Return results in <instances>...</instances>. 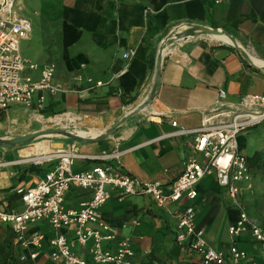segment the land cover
<instances>
[{"label":"crops","instance_id":"obj_1","mask_svg":"<svg viewBox=\"0 0 264 264\" xmlns=\"http://www.w3.org/2000/svg\"><path fill=\"white\" fill-rule=\"evenodd\" d=\"M18 1L20 14L28 18L32 26L29 39L20 42V51L37 65V70L31 71L33 77H37L39 69L46 64H53V83L60 86V90L55 94L44 90L36 92L34 104L29 108L12 106L1 110L0 116L4 119L0 120V130L8 131L9 126L13 132L22 129L23 119L27 118L22 117L20 127L16 128L19 109L33 113L65 110L104 121L112 119V124L116 125L127 106L147 95L154 83L160 44L181 28L201 26L222 30L264 61V0L220 3L213 0ZM53 23L58 40L54 50L45 51L41 43L36 44L37 39L46 35ZM170 47L173 52L161 56L160 76L149 98L150 105L139 113L133 133L121 137L132 126L133 119H130L121 131L107 139L88 137L89 141H77L71 147L92 155L119 151L120 164L129 174L144 182L168 183L182 172V160L190 151L192 137L179 133L180 126L196 128L203 116L229 110L242 95L264 94V70L249 62L235 44L213 42L206 34L197 33L190 39L174 40ZM128 48L134 49V54L125 59L123 54ZM77 72L111 83L92 91L77 92L72 83V76ZM219 90L226 92L225 98L219 96ZM40 96L43 103L39 109L36 101ZM81 108L100 111L82 114ZM173 120L176 126L172 125ZM237 140L247 157L254 152H262L264 157V127L258 125L241 132ZM4 154L2 151L0 155V200L20 209V198L9 194L10 188L17 184L34 186L44 178L53 161L44 160L40 167L31 170L23 168L24 163L4 165L6 161L19 158L17 152L18 158L11 154L12 157L3 161ZM97 163L78 159L73 169H89ZM250 172V178L240 183L238 205L212 173L197 184V196L192 202L167 201L164 207L156 205L149 196H120L113 190L101 208V219L120 236L131 238L137 250L135 258L139 261L200 264L195 252L175 241L174 211L184 203H191L196 210L197 228L203 231L207 246L222 252L227 260L232 259L231 247L234 246L244 253L237 264L263 263V244L256 242L248 232L233 237L228 233V227L239 218L240 209L246 212L251 225L264 232V164L250 166ZM89 196V190L72 187L64 205L67 209L77 208ZM30 229L45 234L41 253L34 262L19 261L18 264H56L48 257L52 249L49 240L53 235L48 223L39 221L30 225ZM9 236V228L0 225V248ZM73 251L87 256L86 249L78 244Z\"/></svg>","mask_w":264,"mask_h":264},{"label":"built area","instance_id":"obj_2","mask_svg":"<svg viewBox=\"0 0 264 264\" xmlns=\"http://www.w3.org/2000/svg\"><path fill=\"white\" fill-rule=\"evenodd\" d=\"M223 1L213 0V3ZM31 31L30 20L20 14L18 0H0V111L12 106L29 108L34 104L36 92L44 90L55 94L60 90V86L53 83V64H46L39 69L37 77L32 76L31 71L37 70V65L22 55L19 46L21 41L29 39ZM133 54L134 49L128 48L123 56L130 59ZM72 83L74 91L80 92L92 91L111 81L77 72L72 76ZM219 96L225 98L226 92L219 90ZM36 103L37 108H42L43 96L38 97ZM171 123L177 125L175 120ZM259 124H264V94L248 93L229 110H217L212 115L203 116L196 128L180 126L179 133L192 137L190 151L182 160V172L168 183L144 182L129 174L120 164L119 151L92 155L80 153L75 147L62 150L49 159L53 163L37 184H17L10 188L9 194L14 193L20 198V209L0 200V225L9 228L19 261L34 262L39 257L45 234L31 230L30 225L46 221L53 230L48 257L56 264H158L153 260H137V250L131 238L120 236L115 228L102 221L101 208L110 198L111 191H117L120 196H149L156 205L164 207L167 201L183 199L192 202L197 196L200 180L214 173L218 184L226 188L238 205L240 183L248 180L251 172L237 138L241 132ZM78 159L98 163L76 171L73 167ZM72 187L89 190L90 196L77 208L67 209L64 201ZM174 216L175 241L195 252L203 264H237L244 257L243 252L232 246L233 257L227 260L222 252L205 244L191 203L177 208ZM243 232L250 233L256 242L264 245V232L251 225L246 212L240 209L239 218L228 227V233L233 237ZM88 242L90 246H87ZM75 244L85 248L87 256L75 253Z\"/></svg>","mask_w":264,"mask_h":264},{"label":"bare ground","instance_id":"obj_3","mask_svg":"<svg viewBox=\"0 0 264 264\" xmlns=\"http://www.w3.org/2000/svg\"><path fill=\"white\" fill-rule=\"evenodd\" d=\"M204 31L206 32L205 34L213 42L224 41L235 44L239 48L241 54L245 58H247L249 62H251L253 65L259 66L261 69L264 70V61H261L260 59L249 53L239 42L235 40L234 37L226 34L222 30L217 31L201 26H195V27L190 26V28H181L179 30H174L168 36V38L165 39L160 44L158 55L162 56L168 52H173V49H171L170 44L173 43L174 40L190 39L194 34L203 33ZM153 82L154 83L149 89L147 95L140 102H136L135 104L129 105L124 109V113L121 119H119L120 122H118L116 125L112 124L113 122L112 119L104 121L96 117H86L84 115L79 116V115L71 114L70 112L60 116H56L54 118L49 117V120H54L58 123H61L62 121H66L64 125H69V124L74 126H77V124L86 125L88 127L87 130L79 129L76 130L77 133L83 135L84 137L93 138L105 133L113 132L116 129V127L120 125L123 120H125L126 117H129L130 119H133V124L132 126L128 127L122 134L121 137L125 138L133 133L136 125V119L138 118L139 113L146 110L150 105L149 98L155 91V84H156L155 80ZM2 119H4V117L0 116V120ZM45 120H46L45 117L41 113L39 112L34 113L31 119L28 120L23 119L24 123L22 124V130H29L34 122L44 124ZM77 121L79 122L77 123ZM7 130L9 134L13 132L11 130V126H9ZM49 149H50V145L42 141L27 143L18 149L17 152L19 154V158L17 160L6 161L3 164L7 165L11 163H28V162L41 163L44 160H49L51 157L55 156V154L51 153ZM58 152H62V150H59Z\"/></svg>","mask_w":264,"mask_h":264},{"label":"rangeland","instance_id":"obj_4","mask_svg":"<svg viewBox=\"0 0 264 264\" xmlns=\"http://www.w3.org/2000/svg\"><path fill=\"white\" fill-rule=\"evenodd\" d=\"M19 2V1H18ZM19 7V5H18ZM20 10V7H19ZM22 11V10H21ZM23 13V12H22ZM39 39H37V43L36 44H42V47L44 48L45 51L48 50H54V46L57 43V36H56V24H50L49 28H48V32L42 35V37H38ZM34 40V39H31ZM35 41V40H34ZM25 47V46H24ZM29 47L28 44H26V49ZM28 56V52H25ZM20 113V119L18 120L16 125L17 127H20V124L22 122V117H25L28 119H31V116H33L32 114H34L32 111H25L24 109H19L17 110ZM44 117H45V122L44 124L41 123H36L34 122L32 124V126L30 127L29 130H16L15 132L9 134L8 131L5 130H0V138H4V137H10V138H14L16 136H21L24 134H30V133H34V132H38L41 131V133L38 136H35L34 138H32L30 141L25 142V143H21L12 147H5V146H1L0 145V155L1 152L4 151L5 154L3 155L2 160L5 161L6 159L10 158V157H15L18 158L17 155V150L22 147L23 145L27 144V143H34V142H38V141H42L45 143H48L50 145V149L49 151L53 154L57 153L59 150H65L68 149L69 147H71L75 142L77 141H89L87 138L88 137H84L83 135H80L77 133L76 130L82 129V130H87L86 125L83 124H77V126L74 125H64L66 123V121H62L61 123H58L54 120H49V117L54 118L56 116H60L63 115L65 113H68V111L65 110H60V111H50V112H46V111H41L40 112ZM71 114H74L72 112H70ZM75 115H79L78 113H76ZM80 116V115H79ZM130 120V118H126V120L120 125L118 126L113 132L111 133H105L102 134L100 136L97 137L96 140L98 139H107L113 135H115L116 133H118L119 131H121V129L123 128L124 124ZM119 121V120H118ZM79 121H77L78 123ZM117 123V122H116ZM258 126V125H257ZM259 126L264 127V124H259ZM252 129V128H250ZM29 145V144H28ZM12 154V156H11ZM260 154V158L264 159L262 152H259ZM42 163H39L38 165H35V163L33 162H28V163H24L22 165L23 168H29L31 169L32 167H40ZM4 245H1L0 248V258H1V254L4 252ZM17 262L19 263V260H17Z\"/></svg>","mask_w":264,"mask_h":264},{"label":"trees","instance_id":"obj_5","mask_svg":"<svg viewBox=\"0 0 264 264\" xmlns=\"http://www.w3.org/2000/svg\"><path fill=\"white\" fill-rule=\"evenodd\" d=\"M209 7V18L212 19V5L211 3L208 4ZM100 110H89L86 108H81L80 109V113L82 114H95L96 112H98ZM248 162H249V166H258V163L260 165L264 164V159L260 158V154L259 152H254L252 154V156L247 157ZM31 170H34V168L32 167ZM10 238L6 240L5 245H4V252L1 254V258H0V264H18L17 262V257L15 256L14 253V247H13V242H12V234L11 236H9ZM200 264H203L201 262V259L199 258Z\"/></svg>","mask_w":264,"mask_h":264},{"label":"water","instance_id":"obj_6","mask_svg":"<svg viewBox=\"0 0 264 264\" xmlns=\"http://www.w3.org/2000/svg\"><path fill=\"white\" fill-rule=\"evenodd\" d=\"M209 29V28H208ZM212 29V28H210ZM213 30H217L219 31V29H213ZM206 32L204 31L202 34H205ZM161 65V56H159L157 54V59H156V64H155V72H154V80L157 81L159 79V76H160V66ZM128 118V117H126ZM125 118V120H126ZM123 120L121 122V124L125 121ZM120 122V120H119ZM118 123V122H117ZM120 124V125H121ZM118 125V126H120ZM117 126V127H118ZM116 127V128H117ZM41 133V131H38V132H34V133H30V134H24V135H21V136H16L14 138H10V137H4L3 139L0 138V145L1 146H5V147H12V146H15V145H18V144H21V143H25V142H28L30 141L32 138H34L35 136H38L39 134Z\"/></svg>","mask_w":264,"mask_h":264}]
</instances>
